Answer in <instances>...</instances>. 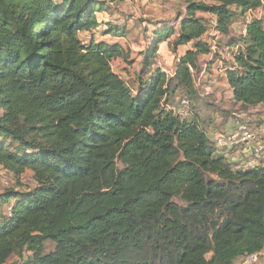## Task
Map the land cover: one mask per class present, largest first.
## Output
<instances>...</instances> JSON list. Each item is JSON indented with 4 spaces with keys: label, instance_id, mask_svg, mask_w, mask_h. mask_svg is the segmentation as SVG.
Instances as JSON below:
<instances>
[{
    "label": "trees",
    "instance_id": "obj_1",
    "mask_svg": "<svg viewBox=\"0 0 264 264\" xmlns=\"http://www.w3.org/2000/svg\"><path fill=\"white\" fill-rule=\"evenodd\" d=\"M258 9L264 0L191 1L178 26L157 32L144 66L153 70L173 36L174 52L194 51L174 77L156 68L134 94L112 69L123 48L80 39L99 26L100 2L0 0V167L33 180L0 197V264H235L261 253L264 167L236 170L197 118L165 107L179 91L194 94L192 70L211 51L199 14L228 36ZM246 26L228 45L244 48L226 74L235 103L255 108L264 105V21Z\"/></svg>",
    "mask_w": 264,
    "mask_h": 264
},
{
    "label": "rangeland",
    "instance_id": "obj_2",
    "mask_svg": "<svg viewBox=\"0 0 264 264\" xmlns=\"http://www.w3.org/2000/svg\"><path fill=\"white\" fill-rule=\"evenodd\" d=\"M63 2L65 0H59ZM104 6L102 12L96 13V18L99 26L91 32H84L80 34V39L84 45H90L92 42L105 43L107 45H115L120 42L125 48L126 61L119 59L112 63V69L118 73H124L127 78V84L136 94L141 88L142 84L134 81L133 77H128V74H150V71L144 66L145 57L143 53H147L148 48L155 40L154 30L156 25L165 22V24H176V21L183 17L186 7L193 0H96ZM198 1V0H195ZM210 14H199L207 25H211L213 18H209ZM209 18V19H208ZM251 19H262L264 21V11L258 9L253 11L250 15ZM247 17L245 20L237 18L229 36H220L219 44L223 48L230 44H238L243 37L242 32L245 27ZM124 26V27H122ZM150 26V27H149ZM121 27L124 31L123 37H117L112 34L110 30ZM129 30H128V29ZM146 28L151 30L148 35L145 32ZM120 29V30H122ZM209 37L206 39L208 41ZM210 41L211 38H210ZM172 37L167 45L162 47V54L174 56L175 59L168 66L172 72L175 70V65L178 60V52L173 51ZM155 68H159L165 64L163 58H156L154 60ZM229 63V62H228ZM205 62H197V67L194 68V83L193 92L190 95L192 103V116L187 118L189 122L196 119L200 121L201 128L209 133L215 131L223 133L229 131L237 122L249 126L256 132H261L264 129V105L255 108L239 107L236 103L230 100V94L224 87V78L218 77V82L211 83L210 76L212 73L207 69L204 73ZM229 67V65H228ZM212 71V70H211ZM208 74V75H205ZM224 74V73H223ZM224 76V75H223ZM142 81V79H141ZM198 85H200L198 87ZM188 97L186 91H179L175 98L171 99L169 104H176L178 99ZM261 121V122H260ZM11 150L17 146L11 140L7 141ZM120 168H123L120 165ZM33 185L32 174L26 172L19 178L13 174H0V197L9 190L23 191L26 186ZM180 202L179 200H177ZM2 202V201H1ZM181 203V202H180ZM2 206V204H1ZM2 214L7 216L8 205L2 207ZM56 245L52 242L46 243L45 252L51 253L54 251ZM28 255V253H25ZM21 258L13 256L7 264H20ZM243 261H240L242 264Z\"/></svg>",
    "mask_w": 264,
    "mask_h": 264
},
{
    "label": "built area",
    "instance_id": "obj_3",
    "mask_svg": "<svg viewBox=\"0 0 264 264\" xmlns=\"http://www.w3.org/2000/svg\"><path fill=\"white\" fill-rule=\"evenodd\" d=\"M252 12L248 13L247 24L253 20L250 18ZM180 22L181 20L177 21L176 26H178ZM216 25L217 22L215 18L211 25H207L208 31L205 37H209L206 43L211 51L209 53L210 59L206 61L203 72L206 73L207 69L209 70L213 64H216V68H213V70L218 73L226 74L228 70L237 68L235 60L240 50H243L244 47L240 44L236 47L227 45L221 48L219 38L223 35L216 29ZM246 25L242 32L243 36H246ZM210 38L212 41H210ZM199 86L200 85H198V87ZM165 107L169 112H172L181 119H187L192 115V103L187 97L178 99L176 104L168 103ZM210 141L214 148L227 158L230 154H239V158L231 160L236 163V170L248 171L264 167V129H262L261 132H256L249 126L237 122L233 129L223 133L217 132L210 137ZM1 173L8 174L6 170L0 167V174ZM241 261H243L242 264H264V250L259 254L246 256L242 258Z\"/></svg>",
    "mask_w": 264,
    "mask_h": 264
},
{
    "label": "crops",
    "instance_id": "obj_4",
    "mask_svg": "<svg viewBox=\"0 0 264 264\" xmlns=\"http://www.w3.org/2000/svg\"><path fill=\"white\" fill-rule=\"evenodd\" d=\"M199 1H202V0H199ZM185 15V14H184ZM184 15H183V17H181L179 20H183V18H184ZM201 15H204V14H201ZM248 16V15H247ZM211 17L214 19V17L212 16V15H210L209 16V18H210V20H211ZM208 18V19H209ZM243 20V19H242ZM178 21V20H177ZM176 21V22H177ZM170 24H165V22H163V23H159V24H157L156 25V28L157 29H155L154 30V35H155V38H156V34H157V32L158 31H160V30H162L163 28H165L166 26H169ZM235 25V24H234ZM233 25V26H234ZM233 26H232V28H233ZM122 27H124V26H122ZM150 27V26H149ZM232 28H231V30H232ZM120 29H122L121 27H119V28H117L116 30H120ZM128 29V28H127ZM123 30V29H122ZM129 30V29H128ZM123 31H125V30H123ZM151 30H149L148 31V29L146 28V30H145V32H147V34L146 35H148L149 34V32H150ZM224 36H226V35H224ZM229 36V35H228ZM174 37V39H176V37L175 36H173ZM121 38V37H120ZM207 38L204 36L203 37V41L204 42H207V40H206ZM169 41H170V39L167 41V42H164V43H162L161 45H160V47H159V51H158V53H157V55H156V57H155V59L158 57V58H163L164 60H165V64L162 66H160L161 67V69H162V71L163 72H165V73H167L169 76H172V77H174L175 76V72H176V68H177V64L179 63V61H180V59L181 58H183V57H185L189 52H191V51H194V47H193V44H189V45H186V46H181V47H179L178 48V50H177V52L179 53L178 54V60H177V64L175 65V70H174V72H172L171 70H170V68L168 67L170 64H171V62H173L174 61V59H175V57L174 56H167V55H165V54H162V47L164 46V45H167L168 43H169ZM115 45H119V46H121L122 48H123V50H125V48L123 47V45L120 43V42H116V44ZM111 46H113V45H111ZM143 57H145L146 56V53H143V55H142ZM121 59H124L125 61L127 60L126 58H121ZM208 59H210V56H209V54L208 55H202V56H199L198 57V60H197V62L199 63V62H201L202 60L206 63V61L208 60ZM117 60H119V59H117ZM116 60V61H117ZM115 61V62H116ZM113 67V66H112ZM155 67V66H154ZM154 67H153V70H149L150 71V74H146V75H144V74H135V73H132V74H128V77L130 78V77H133L134 78V81L135 82H137V83H140V81H141V79L142 80H145V81H147V80H149L151 77H152V73H153V71H154ZM157 68V67H156ZM155 68V69H156ZM213 68H216V64H213V66L212 67H210V69H209V71L212 73V75L210 76V78H211V83H215V82H218V77H222V78H224V87H225V89H227L228 91H229V94H230V100L232 101V102H234L235 103V100L233 99V95H232V92H231V88H230V85H229V82H228V79H227V74H223V73H218L217 71L215 72L214 70H213ZM212 70V71H211ZM114 71V70H113ZM115 72V71H114ZM192 72L194 73V70H192ZM118 76H120L124 81H126L127 82V78H125L123 75H126V74H124V73H118V72H115ZM208 75V74H207ZM224 75V76H223ZM239 107H242L240 104H237ZM199 123H201L200 121H198ZM261 122V121H260ZM233 127L234 126H232L229 130H231V129H233ZM217 132H215V131H211V132H209V133H206L207 134V136H208V138H210V137H212L214 134H216ZM236 158H239V154H237V153H233L232 155L230 154V155H228V159L231 161L232 159H236ZM240 261H241V259H239V260H237L236 262H235V264H240Z\"/></svg>",
    "mask_w": 264,
    "mask_h": 264
}]
</instances>
